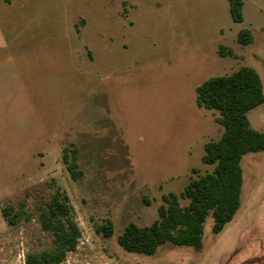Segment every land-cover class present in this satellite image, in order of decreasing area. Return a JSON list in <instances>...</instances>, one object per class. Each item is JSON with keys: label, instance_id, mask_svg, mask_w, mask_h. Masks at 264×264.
Listing matches in <instances>:
<instances>
[{"label": "rangeland", "instance_id": "rangeland-1", "mask_svg": "<svg viewBox=\"0 0 264 264\" xmlns=\"http://www.w3.org/2000/svg\"><path fill=\"white\" fill-rule=\"evenodd\" d=\"M242 14L234 21L227 0H0V264L53 246L38 205L56 189L80 229L59 264H263L264 149L242 156L239 208L219 232L206 216L201 248L142 254L117 242L128 222H152L192 168L212 169L203 145L222 126L196 86L247 65L264 92V0H243ZM242 28L251 42L237 41ZM248 118L264 131V101ZM64 147L77 148L76 179ZM19 201L32 218L9 224L1 208ZM107 220L110 236L96 231Z\"/></svg>", "mask_w": 264, "mask_h": 264}, {"label": "trees", "instance_id": "trees-1", "mask_svg": "<svg viewBox=\"0 0 264 264\" xmlns=\"http://www.w3.org/2000/svg\"><path fill=\"white\" fill-rule=\"evenodd\" d=\"M227 1L232 19L242 21L243 0ZM251 40L250 29L238 31V42L246 44ZM218 52L235 55L222 44ZM195 90L197 105L217 113L215 120L222 126L220 136L203 145L202 161L213 167L204 173L192 168L196 174L190 176L181 191L163 193L157 206L158 216L149 224L128 222L117 235V242L128 252L153 254L165 242L201 248L206 216L212 215V230L219 232L239 208L242 156L264 149V131L254 129L248 118L249 110L264 101L262 80L255 68L241 65L229 74L210 76ZM61 158L72 179L83 174L76 147H64ZM1 214L9 224L30 220L33 215L22 201L17 206H3ZM38 217L41 227L51 232L53 246L27 252L25 264H59L68 251L75 249L80 236L67 193L56 189L47 201L38 205ZM96 231L110 236L113 225L107 220L96 226Z\"/></svg>", "mask_w": 264, "mask_h": 264}, {"label": "water", "instance_id": "water-1", "mask_svg": "<svg viewBox=\"0 0 264 264\" xmlns=\"http://www.w3.org/2000/svg\"><path fill=\"white\" fill-rule=\"evenodd\" d=\"M263 264H264V262H263Z\"/></svg>", "mask_w": 264, "mask_h": 264}]
</instances>
